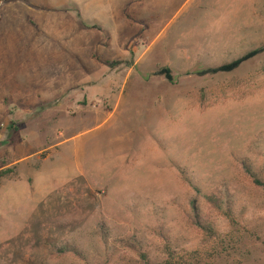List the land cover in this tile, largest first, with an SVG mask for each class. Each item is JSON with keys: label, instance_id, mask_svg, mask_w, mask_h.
<instances>
[{"label": "rangeland", "instance_id": "obj_1", "mask_svg": "<svg viewBox=\"0 0 264 264\" xmlns=\"http://www.w3.org/2000/svg\"><path fill=\"white\" fill-rule=\"evenodd\" d=\"M8 170L0 264H264V0H0Z\"/></svg>", "mask_w": 264, "mask_h": 264}, {"label": "trees", "instance_id": "obj_2", "mask_svg": "<svg viewBox=\"0 0 264 264\" xmlns=\"http://www.w3.org/2000/svg\"><path fill=\"white\" fill-rule=\"evenodd\" d=\"M262 50L258 49V50H253L245 55H243L242 57L227 63V64H223L220 65L216 68H207V69H203L199 72L196 73V75L198 76H206V75H215V74H222V73H230L232 71H234L235 69H237L242 63L248 61L249 59L253 58L254 56H256L257 54H259ZM159 74L163 75L165 77V79L167 81H171V76H170V72L168 69H162L159 71ZM9 172H2L0 174V177L2 175H5ZM252 183L258 187L261 188L263 193H264V183L261 182L260 180L256 179V178H252ZM207 201L215 206V208L217 209H221V206L219 204V201L216 200L215 198L212 197H206ZM194 209V208H193ZM195 211V209H194ZM227 217H229L228 215V211L225 212ZM195 218H196V222H195V226L207 237V238H212L214 236V231L211 228V226L206 223L205 221L201 220L200 218L197 217V214L195 213ZM230 219V218H229ZM232 221V220H231ZM162 264H173L172 260H167L166 262L162 263ZM198 264H201L200 262H198Z\"/></svg>", "mask_w": 264, "mask_h": 264}, {"label": "crops", "instance_id": "obj_3", "mask_svg": "<svg viewBox=\"0 0 264 264\" xmlns=\"http://www.w3.org/2000/svg\"><path fill=\"white\" fill-rule=\"evenodd\" d=\"M131 1V0H130Z\"/></svg>", "mask_w": 264, "mask_h": 264}]
</instances>
